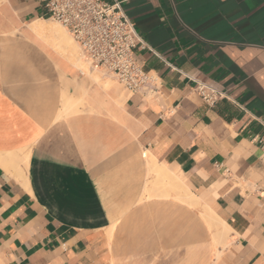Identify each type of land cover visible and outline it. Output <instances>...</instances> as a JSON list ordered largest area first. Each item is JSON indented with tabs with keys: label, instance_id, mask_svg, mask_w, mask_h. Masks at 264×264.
I'll return each instance as SVG.
<instances>
[{
	"label": "crops",
	"instance_id": "1",
	"mask_svg": "<svg viewBox=\"0 0 264 264\" xmlns=\"http://www.w3.org/2000/svg\"><path fill=\"white\" fill-rule=\"evenodd\" d=\"M117 1L151 97L39 38L41 0H0V264H264V0Z\"/></svg>",
	"mask_w": 264,
	"mask_h": 264
},
{
	"label": "built area",
	"instance_id": "2",
	"mask_svg": "<svg viewBox=\"0 0 264 264\" xmlns=\"http://www.w3.org/2000/svg\"><path fill=\"white\" fill-rule=\"evenodd\" d=\"M44 14L58 21L79 45L91 69L116 78L125 89L145 98L156 92L158 79L135 59L143 44L134 23L119 1L41 0ZM194 92L213 106L228 97V91L202 81L193 85Z\"/></svg>",
	"mask_w": 264,
	"mask_h": 264
},
{
	"label": "bare ground",
	"instance_id": "3",
	"mask_svg": "<svg viewBox=\"0 0 264 264\" xmlns=\"http://www.w3.org/2000/svg\"><path fill=\"white\" fill-rule=\"evenodd\" d=\"M29 26H30L31 30L37 36H39V38L41 37L47 43H49L52 47L56 48L59 53H61L69 61H71L73 64H75L77 67H79L82 71L85 68L87 69V65L85 64L84 60L77 54V46L74 44V42L72 40L73 38H71L69 36L68 32L65 30V28L62 25L58 24L57 22L50 24L47 22V20L45 18H37L34 21H32L29 24ZM72 102H73L72 97L67 96L65 94L64 100H63V104H64L63 106H65V108H66V106L73 104ZM70 109H72V108H70ZM74 111H76V110H74ZM69 112H72V110H69ZM147 157H148L147 160H149V164L152 166L154 160L152 159V157L150 155H147ZM27 158H28V155L24 156L23 160L26 161ZM153 158H154V156H153ZM156 171L157 170L153 169L152 172L154 173ZM158 171H159L158 176H160V178L167 177L169 175V174H167V171L162 166H160ZM170 178L173 181L169 182L168 186L170 185L171 190L175 191V197L180 198L189 204L200 205L199 201L196 199L197 196H194L193 194L187 193L184 188H179L178 184L176 183V182H178L179 177L176 173H171ZM201 213L204 217H206L208 219L209 224L212 225L213 227L218 225V224H222L223 229L225 228V229L230 230L226 221L217 217L208 208H207V210L206 209L202 210ZM223 229L220 230L221 233L220 232L218 233V231H217L218 234L216 233L217 235L215 236L217 238V241L220 240L221 235L227 234V230L224 233L222 232Z\"/></svg>",
	"mask_w": 264,
	"mask_h": 264
},
{
	"label": "rangeland",
	"instance_id": "4",
	"mask_svg": "<svg viewBox=\"0 0 264 264\" xmlns=\"http://www.w3.org/2000/svg\"><path fill=\"white\" fill-rule=\"evenodd\" d=\"M49 19H46L48 23L52 24V23H55L57 22L58 24H60L58 21L48 17ZM61 25V24H60ZM66 30V29H65ZM67 31V30H66ZM68 32V31H67ZM69 34V32H68ZM69 36L72 38V36L69 34ZM73 40V39H72ZM74 44L77 46V54L84 60V58L82 57V51H81V48L79 47V45L73 40ZM85 64L87 65V69H83V71L86 73V75L88 77H93L95 80H99L100 78H103L105 75L101 72V71H98V70H91V67L89 66V64L84 60ZM79 68V67H78ZM80 69V68H79ZM82 71V70H81ZM113 82H116L117 83V80H115L114 77H109L108 79V87L110 85H112ZM122 88L124 87L122 84L120 85ZM65 94L67 96H69L68 92H67V89L65 90V93H64V96ZM63 100H64V97H63ZM77 111V109H76ZM217 243H221V241L219 240Z\"/></svg>",
	"mask_w": 264,
	"mask_h": 264
}]
</instances>
